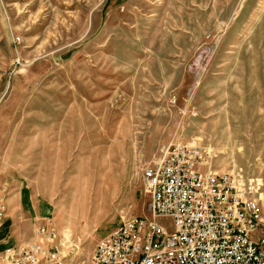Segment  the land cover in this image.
<instances>
[{
	"label": "rangeland",
	"instance_id": "obj_1",
	"mask_svg": "<svg viewBox=\"0 0 264 264\" xmlns=\"http://www.w3.org/2000/svg\"><path fill=\"white\" fill-rule=\"evenodd\" d=\"M179 142L264 202V0H0V196L29 211L3 231L53 227L88 264L151 218L141 166Z\"/></svg>",
	"mask_w": 264,
	"mask_h": 264
},
{
	"label": "built area",
	"instance_id": "obj_2",
	"mask_svg": "<svg viewBox=\"0 0 264 264\" xmlns=\"http://www.w3.org/2000/svg\"><path fill=\"white\" fill-rule=\"evenodd\" d=\"M195 143L169 144L142 164L151 218L122 217L88 264H264V202L240 174L206 168ZM7 212L0 196V231ZM57 234L38 226L32 242L4 249L0 264H65L74 251L56 245Z\"/></svg>",
	"mask_w": 264,
	"mask_h": 264
},
{
	"label": "crops",
	"instance_id": "obj_3",
	"mask_svg": "<svg viewBox=\"0 0 264 264\" xmlns=\"http://www.w3.org/2000/svg\"><path fill=\"white\" fill-rule=\"evenodd\" d=\"M103 171V170H102ZM104 174V171L102 172ZM105 175H103L102 177L104 178ZM105 179L101 180V183L99 186L94 187L93 184L90 185H85V184H79L78 188L76 189V193H78V195H80L79 197L82 198V203L85 205V207L91 205L92 203L96 202L95 204L97 205L102 193H103V187L102 184L105 182ZM93 192H94V196H93ZM97 193V194H95ZM88 195V196H87ZM92 197H95L94 200L92 199ZM70 202L68 201L67 203H63L61 210H60V215L64 216V214H67V204H69ZM7 205H8V212L7 215H9V218H14L17 219L20 215L23 216H27L29 213L28 209H25V204H23V209H22V213H20L19 208H16L14 202L10 203V201H7ZM31 206L33 208V210L37 211L38 210V205L34 203V201L32 200ZM26 213V214H25ZM41 223V222H39ZM38 223V224H39ZM29 226V227H28ZM40 226V225H39ZM27 227L29 228L27 230ZM33 224L29 223V220L26 223H23L22 229H18L16 227H13V229L11 228V230H7V231H3L1 229L0 231V235H2V237H0V254L3 252L4 249H6L8 246L12 245V244H29L31 241H28L30 239L31 236V230H32ZM26 228V229H25ZM37 227H35L36 229ZM34 229V230H35ZM11 232V234H10ZM13 239V242H10ZM28 241V242H27Z\"/></svg>",
	"mask_w": 264,
	"mask_h": 264
}]
</instances>
